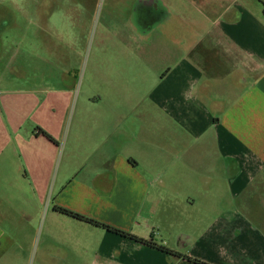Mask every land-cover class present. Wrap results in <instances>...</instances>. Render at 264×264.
Here are the masks:
<instances>
[{"label":"crops","instance_id":"crops-1","mask_svg":"<svg viewBox=\"0 0 264 264\" xmlns=\"http://www.w3.org/2000/svg\"><path fill=\"white\" fill-rule=\"evenodd\" d=\"M130 1L143 93L0 86V264H264V16L222 0L195 35L180 0Z\"/></svg>","mask_w":264,"mask_h":264},{"label":"rangeland","instance_id":"rangeland-1","mask_svg":"<svg viewBox=\"0 0 264 264\" xmlns=\"http://www.w3.org/2000/svg\"><path fill=\"white\" fill-rule=\"evenodd\" d=\"M130 2L0 0V86L11 82L16 71L20 77L35 82L55 79L66 71L73 85L71 109L78 98L143 93L152 77L138 76L132 81V76L144 73L141 45L145 41H134L124 27L134 19ZM195 2L197 6L192 1L180 0L182 12L190 14L194 22L189 25L181 21V27L194 29L195 35H200L205 28L222 21V0ZM243 3L264 16V0ZM198 14H204L206 20L202 17L197 24L196 19L201 17ZM150 38L156 46L161 45L157 35ZM152 53L150 65L155 67L157 52ZM155 70L157 74L159 70ZM49 203L57 206L54 197Z\"/></svg>","mask_w":264,"mask_h":264},{"label":"trees","instance_id":"trees-1","mask_svg":"<svg viewBox=\"0 0 264 264\" xmlns=\"http://www.w3.org/2000/svg\"><path fill=\"white\" fill-rule=\"evenodd\" d=\"M43 134H44L48 139L51 140V137H50L48 134H46L45 132H43ZM54 209H55L56 211L60 212V213L67 214V215H70V216H73V217H75V218H77V219L85 220V221H87V222H90V223H92V224H94V225H97V226H100V227L106 228V229H108V230H112L113 232H115V233H117V234H119V235H121V236H124V237H130V238H134V239H136V237H133L132 235H130V234L127 233V232H124V231H122V230H119V229H116V228L110 227V226H108V225H106V224H104V223H102V222H98V221L93 220V219H91V218H87V217L81 216V215H79V214H77V213H74V212H72V211H70V210H68V209H66V208H63V207H60V206H55ZM137 240L140 241V242H144L142 239H137ZM146 243H147V242H146ZM158 247H159V249L162 250V251H165V252H167V253H171V251H170L168 248H166L165 246L160 245V246H158ZM193 260H194L195 262H197V263H202V264H204L203 262L198 261V260H196V259H193Z\"/></svg>","mask_w":264,"mask_h":264},{"label":"flooded vegetation","instance_id":"flooded-vegetation-1","mask_svg":"<svg viewBox=\"0 0 264 264\" xmlns=\"http://www.w3.org/2000/svg\"><path fill=\"white\" fill-rule=\"evenodd\" d=\"M153 12V11H152ZM155 12V11H154Z\"/></svg>","mask_w":264,"mask_h":264}]
</instances>
